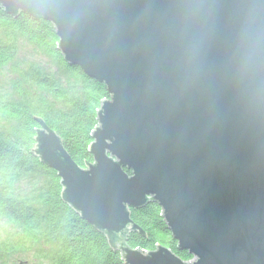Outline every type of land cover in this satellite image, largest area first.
<instances>
[{"label": "water", "instance_id": "95a60500", "mask_svg": "<svg viewBox=\"0 0 264 264\" xmlns=\"http://www.w3.org/2000/svg\"><path fill=\"white\" fill-rule=\"evenodd\" d=\"M51 21L64 60L105 83L93 161L36 117L33 152L127 264H264V0H0ZM132 171L131 174L126 170ZM157 202L184 260L132 209Z\"/></svg>", "mask_w": 264, "mask_h": 264}, {"label": "trees", "instance_id": "16d2710c", "mask_svg": "<svg viewBox=\"0 0 264 264\" xmlns=\"http://www.w3.org/2000/svg\"><path fill=\"white\" fill-rule=\"evenodd\" d=\"M58 42L51 21L15 17L0 7V70L11 66L14 73L0 79V264H127L106 235L64 201L57 170L33 152L41 117L78 164L93 161L98 110L110 97L105 83L64 60ZM24 44L48 62L19 59ZM132 219L145 234L129 233L130 247L164 245L193 258L178 249L157 202L132 209Z\"/></svg>", "mask_w": 264, "mask_h": 264}, {"label": "rangeland", "instance_id": "374dc122", "mask_svg": "<svg viewBox=\"0 0 264 264\" xmlns=\"http://www.w3.org/2000/svg\"><path fill=\"white\" fill-rule=\"evenodd\" d=\"M19 59H21L22 61H34L37 60L38 62H48V60H46L44 58L43 55L39 54V52H36L35 49L28 45V44H24L23 47H21V50L19 52ZM13 72H12V67L11 66H7L4 69L0 70V79H2L3 81L6 82V80H8L11 76H13ZM2 229H0L1 231ZM23 260H27L28 258L26 257H21ZM30 259H32V257H30Z\"/></svg>", "mask_w": 264, "mask_h": 264}, {"label": "bare ground", "instance_id": "6f19581e", "mask_svg": "<svg viewBox=\"0 0 264 264\" xmlns=\"http://www.w3.org/2000/svg\"><path fill=\"white\" fill-rule=\"evenodd\" d=\"M144 206V205H143ZM142 207V206H141Z\"/></svg>", "mask_w": 264, "mask_h": 264}]
</instances>
